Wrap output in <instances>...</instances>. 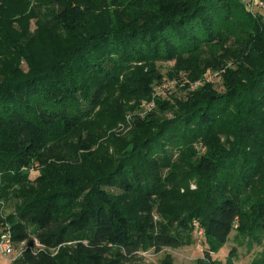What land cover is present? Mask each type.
Returning <instances> with one entry per match:
<instances>
[{"label":"trees","instance_id":"1","mask_svg":"<svg viewBox=\"0 0 264 264\" xmlns=\"http://www.w3.org/2000/svg\"><path fill=\"white\" fill-rule=\"evenodd\" d=\"M118 1L109 2L115 4ZM238 3L243 2L125 0L119 8L124 9L127 20L110 23L108 29L89 36L93 52L83 66L86 67L85 72L91 70L98 80H106L112 67L111 63L104 65L100 55L113 54L121 58L120 55L129 52L125 51L126 45H121L123 37L138 46L142 44L144 49L147 45L164 47L168 38L173 46L177 41L191 49L219 42L214 38L227 34L231 27H235L245 38L250 37L245 44L236 40L235 46L245 52V56L250 55V58L262 62V65L259 64L256 72L248 74V82L237 84L234 81L227 85L223 95H218L209 85L198 88L195 94L198 99L187 103L178 119L161 121L158 133L154 134L153 128H150L158 118L155 112L145 119L135 118V126L147 129L150 135L141 142H133L123 151L125 155L109 179L119 181L122 189L134 196L136 203L131 208L136 209L137 217H130L123 202L104 188L106 182L100 178L84 188L75 179L67 177L66 184L72 195L68 204L75 203L67 216L58 214L65 207L56 209V212L50 210L54 198L49 194L43 198L42 206L38 200L28 201L18 206L9 218L11 226L0 233V238L8 235L14 248L26 243L20 257L11 264H60L52 252L66 243H73L75 255L87 264H104L108 256H112L111 264H129L143 248L160 253L164 248L175 250L192 244L190 234L158 225L155 214L166 207L172 193L166 187L158 188L151 173L156 166L169 165L170 146L182 145L191 149V138L198 137L207 144L208 152L202 155L196 153L191 170L185 172L197 177L199 185L198 190L191 193L193 207L185 211L199 213L206 238L217 247L226 245L237 223H241L240 229L249 227L250 232L264 243V162L261 160L264 155V143L261 146L264 127L247 128L250 156L245 154L249 145L244 139L228 146L213 141L209 148L212 138L225 134L222 127L219 129L218 122L219 117L228 114L229 104L242 116H249L248 111L243 114V105L250 104V100L252 104L257 102L259 98L256 95L260 92L264 96V16L259 12L251 16L243 14L237 7ZM69 8L73 25L68 28L73 32L93 15L89 6L81 8L69 3ZM113 15L115 12L110 14ZM121 17L117 15L114 19L119 21ZM152 33L157 37H152ZM221 57L227 59L223 54ZM118 58H112L118 62H115L117 66L113 71L121 67ZM67 64L66 71L78 83L79 73H76L74 64ZM47 81L36 80L31 85L23 84L19 89L15 85L13 91L0 95V134L6 133L10 140L5 147L0 136V201H8L15 185L24 182L17 166L12 168L16 160L28 165L33 161L44 167L53 158L63 159L66 156L63 145L86 120L78 111L84 112L89 107V104L85 105V100L77 101L80 106L70 111L76 98L75 93L71 94V85L66 80L57 79L56 84H48ZM153 83L152 73H148L133 83V89L150 98ZM239 94L243 96L241 101L235 104L230 100L231 96ZM161 109L167 110L168 106L163 104ZM89 111L85 112V117L90 116ZM262 114L264 118V109ZM235 119L236 124L238 116ZM2 225L0 220V227ZM204 255L211 259L207 252ZM164 264H173L170 256L164 259ZM211 264L215 262L211 260Z\"/></svg>","mask_w":264,"mask_h":264},{"label":"rangeland","instance_id":"2","mask_svg":"<svg viewBox=\"0 0 264 264\" xmlns=\"http://www.w3.org/2000/svg\"><path fill=\"white\" fill-rule=\"evenodd\" d=\"M109 1L0 0V95L13 91L15 85L19 89L23 84L31 85L40 79L45 80L44 83L49 80L48 84H56L57 79H60L66 80L71 85V94L76 95L70 111L80 106L76 103L80 99L85 100L86 106L89 104L85 110H90V116L85 117L86 111L78 109L86 120L63 145L66 154L63 159L53 158L44 167L33 161L29 165L19 160L12 164L13 169L17 166L24 182L15 185L8 201H0V220L3 221L0 233L10 228L9 218L15 214L18 206L34 200L40 201L42 206L43 198L49 194L54 198L50 210L56 212V209L65 207L58 214L67 216L75 205L74 202L68 204L72 195L66 184L67 177L75 179L84 188L100 178L106 182L104 188L123 202L130 217H137L138 212L131 208L136 203L134 196L127 194L119 181L109 179L125 155L123 151L133 142H141L150 135L147 129L135 126V118L145 119L155 112L158 118L150 128H153L154 134L158 133L161 121L178 119L187 103L198 99L199 96L195 95L198 88L209 85L218 95H223L227 85L234 81L237 84L248 82V74L256 72L259 64L262 65V62L250 58V55L245 56V52L235 46L236 40L245 44L250 37L245 38L235 27H231L227 34L214 38L219 42L205 43L191 49L177 41L173 46L169 44V38L164 47L147 45L144 49L142 44L138 46L123 37L120 39L121 45H126L125 51L129 52L120 55L121 58L113 54L100 55L104 59L103 64L111 63L112 67L106 80H98L91 70L85 72L86 67L83 66L93 52V45L88 42L89 36L108 29L110 23L121 22L126 18L124 9L119 8L125 0L115 4ZM242 2L237 7L243 14L251 16L259 12L264 16V0ZM69 3L81 8L89 6L93 11V15L74 32L68 28L73 25ZM111 11L115 15L110 16ZM117 15H122L119 21L114 19ZM151 35L157 37L156 34ZM196 48L197 51L193 52ZM222 54L227 59H223ZM114 57L120 59L121 66L115 71L117 59H112ZM70 62L74 64L76 73H79L78 83L66 71L65 66ZM148 73H152L154 80L153 92L150 98H145L133 89V83ZM256 96L259 98L257 102L252 104L250 100V104L243 105V114L248 111L249 116H242L234 106L228 105V114L219 117L218 122L219 129L222 127L225 134L220 133L218 138H212L209 148L213 141L228 146L244 139L249 145L245 154L250 156V134L247 128L264 127V96L261 92ZM242 97L239 94L231 96L230 100L236 104ZM66 99L69 100V97ZM163 104L168 106L167 110L162 111ZM236 116L238 121L235 124ZM0 136L2 145L6 147L10 143L8 136L4 132ZM191 140V149L182 145L170 146L169 165L156 166L151 177L158 188L166 187L172 193L166 207L155 214L158 225L190 234L192 244L175 250L164 248L160 253L143 248L129 264H164L167 256H170L173 264H211V260L215 264H264V243L250 232L249 227L245 228L244 225L245 229H240L241 223H237L226 245L217 247L206 238L199 213L194 211L189 214L185 211L193 207L191 193L199 188L197 177L186 175L185 172L191 170L196 153L202 155L208 152V146L201 137ZM261 141L262 146L264 139ZM251 143L255 144L253 140ZM261 160L264 162V155ZM259 182L261 186L260 177ZM25 246L26 243L16 245L12 255L7 257L0 250V264H11L20 257ZM74 246L73 243H66L52 253L60 264H87L75 255ZM206 252L211 259L205 257ZM111 261L112 256H108L104 264H111Z\"/></svg>","mask_w":264,"mask_h":264},{"label":"built area","instance_id":"3","mask_svg":"<svg viewBox=\"0 0 264 264\" xmlns=\"http://www.w3.org/2000/svg\"><path fill=\"white\" fill-rule=\"evenodd\" d=\"M0 250L5 257L12 255L14 252L13 242L8 235L0 238Z\"/></svg>","mask_w":264,"mask_h":264}]
</instances>
